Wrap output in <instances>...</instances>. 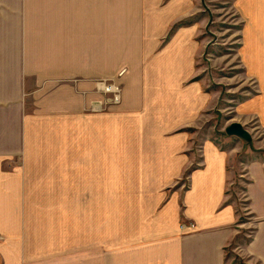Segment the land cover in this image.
<instances>
[{"label":"crops","instance_id":"1","mask_svg":"<svg viewBox=\"0 0 264 264\" xmlns=\"http://www.w3.org/2000/svg\"><path fill=\"white\" fill-rule=\"evenodd\" d=\"M81 2L0 0V264H232L230 247L264 264V166L242 164L257 224L250 243L234 246L233 153L205 142L194 168L184 153L193 137L174 132L194 114L193 89L182 88L195 73L193 31L158 53L141 43L127 58L119 48L128 65L138 62L118 79L113 8ZM115 79L121 104L91 105L103 99L96 82ZM183 178L187 186L177 185ZM117 193L147 197L137 201L133 244L118 253Z\"/></svg>","mask_w":264,"mask_h":264},{"label":"rangeland","instance_id":"2","mask_svg":"<svg viewBox=\"0 0 264 264\" xmlns=\"http://www.w3.org/2000/svg\"><path fill=\"white\" fill-rule=\"evenodd\" d=\"M81 1L85 3L81 2L80 5L87 9L97 5L104 7L105 1H109V6L113 8L114 77L118 79H122L129 67L138 62L134 60L132 65H128L127 60L120 56L122 52L127 58L133 57L135 54L128 56L126 53L130 49L140 48L141 43L153 45L155 52H162L177 33L193 31L192 63L195 73L182 88L193 89L194 114L187 127L174 132L193 137L194 142L190 143L191 147L186 148L184 153L195 156L194 168L201 163L205 142H212L222 151L233 153L230 161L234 168L230 169L232 179L227 192L230 200L236 202L239 217V235L233 245L250 243L256 232L257 221L249 215L251 202L247 197L250 185L248 173L240 170L242 164L251 162L264 166V0ZM134 41L136 44H133ZM119 48L123 51L118 55ZM142 53L140 57L147 60V51ZM145 68L144 66V73ZM116 79L96 82V93L101 94L103 99L94 101L91 105H101L102 102V108L99 109L104 110L103 107L109 109L121 104L123 88ZM110 83L119 88V103H115L113 94L104 92V85H111ZM104 100H109L106 106ZM187 107L189 109L188 104ZM163 116L155 114L150 118L159 120ZM232 123L242 124L252 136V141L229 136L226 129ZM179 184L187 186V180L183 178L177 185ZM131 187L137 190L132 183ZM135 194H115L118 207L114 210L112 246L116 253L127 244H133L131 239L136 234L134 214L137 201L144 202L147 199ZM126 213L133 216L132 225L123 224L126 222V218L123 219ZM82 237L87 238V235ZM70 244L77 251L72 241ZM80 244V259L85 263L88 241ZM233 248L226 251L229 262L233 264L238 258L248 264L232 251Z\"/></svg>","mask_w":264,"mask_h":264},{"label":"water","instance_id":"3","mask_svg":"<svg viewBox=\"0 0 264 264\" xmlns=\"http://www.w3.org/2000/svg\"><path fill=\"white\" fill-rule=\"evenodd\" d=\"M226 133L229 136H237L241 139H244L247 142H251L252 141V136L250 135V133L248 132V130H246L242 124L240 123H232L227 129H226Z\"/></svg>","mask_w":264,"mask_h":264},{"label":"built area","instance_id":"4","mask_svg":"<svg viewBox=\"0 0 264 264\" xmlns=\"http://www.w3.org/2000/svg\"><path fill=\"white\" fill-rule=\"evenodd\" d=\"M111 85H107L104 86V92L107 94H113L114 95V101L115 103H119L120 102V96L119 94V88L115 85H113L112 83H110ZM182 229L184 228L183 226L181 227ZM190 228H194V225H190Z\"/></svg>","mask_w":264,"mask_h":264},{"label":"trees","instance_id":"5","mask_svg":"<svg viewBox=\"0 0 264 264\" xmlns=\"http://www.w3.org/2000/svg\"><path fill=\"white\" fill-rule=\"evenodd\" d=\"M233 264H245L244 262H241L240 260H238V258L236 259V261H234Z\"/></svg>","mask_w":264,"mask_h":264},{"label":"bare ground","instance_id":"6","mask_svg":"<svg viewBox=\"0 0 264 264\" xmlns=\"http://www.w3.org/2000/svg\"><path fill=\"white\" fill-rule=\"evenodd\" d=\"M104 86H105V85H104ZM183 227L186 229V227H185V226H183ZM184 228H183V229L181 228V230H184Z\"/></svg>","mask_w":264,"mask_h":264}]
</instances>
